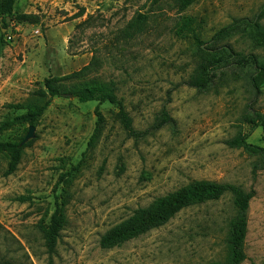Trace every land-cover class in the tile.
Returning <instances> with one entry per match:
<instances>
[{"label":"rangeland","instance_id":"1","mask_svg":"<svg viewBox=\"0 0 264 264\" xmlns=\"http://www.w3.org/2000/svg\"><path fill=\"white\" fill-rule=\"evenodd\" d=\"M14 10L8 28L0 20V35L7 32L0 53V122L24 113L9 105L34 101L45 79L79 71L96 58L88 77L65 83L113 80L134 132L110 102L53 97L14 173L5 174L9 157L0 153V264L225 262L237 214L229 191L136 238L101 245V237L137 208L194 180L254 192L242 264H264V164L260 154L231 144L247 134L264 147V125L255 119L264 113V82L251 84L255 64L232 62L216 72L209 88L188 84L200 63L228 50L264 64V40L257 35V28L264 31V0H195L186 7L183 0H19ZM96 106L105 123L89 148ZM163 109L173 122L162 121ZM30 126L0 131V141H20ZM80 162L67 188L65 225L50 251L45 227L63 201L60 176Z\"/></svg>","mask_w":264,"mask_h":264},{"label":"trees","instance_id":"2","mask_svg":"<svg viewBox=\"0 0 264 264\" xmlns=\"http://www.w3.org/2000/svg\"><path fill=\"white\" fill-rule=\"evenodd\" d=\"M18 1L19 0H0V20L3 28H8L11 22L14 21V9ZM194 1L195 0H183V6L186 7ZM237 26L238 24L230 25L221 30L220 34L229 33ZM6 35L7 32H2L0 35V53L6 44ZM257 35L264 40V31L257 28ZM94 60L79 71H75L60 78L50 77L45 79L43 87H40L34 92V101H28L27 103H11L9 105L10 108L25 109L26 111L12 119L7 118L1 121L0 131L7 130L13 125L20 123H28L35 126L39 117L46 111L52 98L67 93L69 96L77 97L81 101L96 100L99 101V103L106 101L110 102L118 108L117 118L120 119L124 127L130 133L134 132L132 117L126 110L124 100L119 97L116 83L113 80L105 82H99V80H97L95 84H93L92 79L94 78H91L88 79L89 82L86 86L83 85L81 87H79L78 84L73 83L72 85H67L65 83L75 78L86 77L87 73L93 70V66L97 59L95 58ZM232 62H237L241 65L248 62L255 64V71L250 76L251 84L257 87L261 82H264V64L259 65L255 55H243L240 52L228 50L223 56H219L212 61L200 63L197 69L198 75L192 77L188 81V84L199 90H205L212 85L215 78L219 77V73L216 72L222 71L221 68L227 67L228 64ZM95 114L97 115V122L94 133L88 144L89 148H93L100 139L105 123V116L99 106H96ZM255 115V119L257 120L256 124L264 125V113L257 112ZM162 116L163 122H173L172 117L166 109H163ZM162 125V123L158 124L160 127ZM23 139L24 138L20 141H0V153L6 154L9 157L8 167L5 171L6 175L12 174L17 170L23 149L27 146H31L35 140L32 138L23 144ZM231 144L233 146L244 147L250 153L260 154L264 164V147L249 142L247 140V134L237 136L231 141ZM81 167L82 163L80 162L73 166L70 171L62 173L60 176V180L65 182V187L61 196L63 201L61 204H58L51 216L50 223L45 227V236L50 251L55 250L60 232L66 222L65 206L68 202L67 197L69 195L67 188L80 173ZM228 191L234 195V202L237 207V214L232 220L228 238V256L225 262H212L210 264H242L247 258L245 243L249 224L248 210L254 192L251 191L250 193H246L236 185L223 184L211 180H194L176 191L157 197L146 207L137 208L129 218L109 229L101 237V245L103 247H113L136 238L163 225L182 209L209 200H217Z\"/></svg>","mask_w":264,"mask_h":264},{"label":"water","instance_id":"3","mask_svg":"<svg viewBox=\"0 0 264 264\" xmlns=\"http://www.w3.org/2000/svg\"><path fill=\"white\" fill-rule=\"evenodd\" d=\"M35 128L36 127L34 125H31L29 127V131H28L27 135L24 137V139L22 141L23 144L26 143L29 139H31L34 136Z\"/></svg>","mask_w":264,"mask_h":264}]
</instances>
